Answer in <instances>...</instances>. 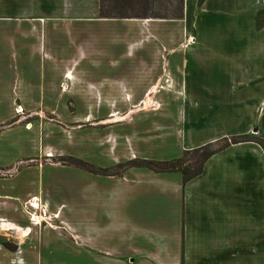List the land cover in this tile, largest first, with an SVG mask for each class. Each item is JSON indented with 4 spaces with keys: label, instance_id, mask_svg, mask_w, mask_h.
Segmentation results:
<instances>
[{
    "label": "crops",
    "instance_id": "0c3cea01",
    "mask_svg": "<svg viewBox=\"0 0 264 264\" xmlns=\"http://www.w3.org/2000/svg\"><path fill=\"white\" fill-rule=\"evenodd\" d=\"M34 4L35 15H0V237H24L0 244V264H264V0H184L181 18ZM231 138L186 182L132 163ZM66 155L83 165L43 162ZM41 211L81 247L40 215L39 235Z\"/></svg>",
    "mask_w": 264,
    "mask_h": 264
},
{
    "label": "rangeland",
    "instance_id": "374dc122",
    "mask_svg": "<svg viewBox=\"0 0 264 264\" xmlns=\"http://www.w3.org/2000/svg\"><path fill=\"white\" fill-rule=\"evenodd\" d=\"M152 2V3H151ZM121 7L120 9H114V12H124L129 16H136V18H149V17H142L147 13H166L170 16L174 15L177 13V9H176V1L175 0H151L146 1V0H122L121 1ZM200 3V2H199ZM39 5H35L34 4V0H0V15H3L4 12L5 13H13V11H20L22 13H25L27 15H35L38 14L39 12ZM189 15H188V22H189V38L190 37H194V32H195V25H194V19H195V7L194 5H191L189 8ZM21 15V14H20ZM153 18V17H152ZM135 74H124L123 76V86L127 87L128 85H130L131 79ZM141 74H138V76ZM172 76V74H170ZM81 77V75H80ZM157 78V82L156 85L158 86H162L164 81H168V74H157L156 76ZM54 85V84H53ZM71 86L70 81L67 80V77H62V79L60 80L58 87H59V92H61L60 95L62 96H66V91L68 90V88ZM77 88H82V83L81 81H79V85H77ZM50 90V91H49ZM48 91L51 93H48V97L50 102L53 103H57L58 102V94L55 93V91L53 89H49ZM97 98H99V95H96ZM67 100L65 99L63 102H65L68 107L70 108V110H73V103L74 100L73 98H71L70 96L66 97ZM107 98L110 99V96L107 95ZM59 100H60V96H59ZM76 102V100H75ZM44 118H54L57 119L55 115H53V112L51 111V115L49 113L44 112ZM77 125V124H76ZM232 139V138H231ZM226 141V140H225ZM225 141L219 142V143H215L210 145L209 147L211 148H216L220 145H222ZM202 153V151L200 152H196V153H191L187 156L186 162L188 160V162L192 161L194 162L195 160L199 159V155ZM43 162H55V163H61V164H75V165H83L82 161L71 157V156H60V157H43ZM116 169H111L110 171H115ZM44 210V209H43ZM43 214H45V211H42ZM3 214L6 217H11L7 212H3ZM47 215H50L49 213H47ZM46 216V215H44ZM51 218H49L50 220ZM37 223V229H38V234L40 235V231L47 227L48 224L46 223V221L49 223V226H52V228H54L57 232L56 235H68L70 237H72L73 243L75 244V246L77 247H81V235L79 233H77V230L73 229L71 227L70 223H66V222H62L59 221L57 222H49L48 219L45 221H38L37 219H32ZM9 225H6V223H2L1 227H8ZM24 232V231H23ZM2 233V232H1ZM26 233V232H25ZM23 233V234H25ZM6 234V233H5ZM7 234H10L7 232ZM22 234V233H21ZM15 236L14 240H5L4 238L0 237V244L4 245L5 247H7L8 249H15L18 247L17 242H21L22 239H24L23 236L17 235L16 233L13 234ZM40 240V239H39ZM24 241V240H23ZM22 241V242H23ZM80 258H78V256H75L76 258V263L77 262H81V256H79ZM23 259L24 256L22 257ZM27 261H28V257H27ZM13 262H15V258L13 259ZM52 263V262H51ZM50 263V264H51ZM66 263V262H63Z\"/></svg>",
    "mask_w": 264,
    "mask_h": 264
},
{
    "label": "trees",
    "instance_id": "16d2710c",
    "mask_svg": "<svg viewBox=\"0 0 264 264\" xmlns=\"http://www.w3.org/2000/svg\"><path fill=\"white\" fill-rule=\"evenodd\" d=\"M122 0H99V9L98 15L100 17H136V16H129L124 12H114V9H120ZM151 1V0H146ZM176 1V9L177 13L170 16L166 13H154L150 12L145 14L142 17H153V18H181L183 16V5L184 0H175ZM152 3V2H151ZM245 137H242L244 139ZM237 141V138H232L230 140H226L222 145L216 148H210L209 145L184 151L183 155L179 158L167 161H154V160H142L138 162H132L133 164H143L153 169L159 171H172V170H180L183 175V181L186 182L189 179L198 175L203 168V164L206 159L214 153L217 149L226 146L230 142ZM257 142L261 145L264 150V139H258ZM202 153L199 155V159L195 160L194 162L190 161L186 162L187 156L191 153L200 152Z\"/></svg>",
    "mask_w": 264,
    "mask_h": 264
},
{
    "label": "bare ground",
    "instance_id": "6f19581e",
    "mask_svg": "<svg viewBox=\"0 0 264 264\" xmlns=\"http://www.w3.org/2000/svg\"><path fill=\"white\" fill-rule=\"evenodd\" d=\"M19 111H20V109H19ZM34 206H38V204L36 203V201H34ZM39 215L41 216V217H43L44 219H49V218H51V216L50 215H47V213H45V214H43L42 213V211H41V213H39V214H33V217H31L32 219H37L38 220V218H39ZM44 215H46V216H44ZM26 231H24V232H21L22 234L23 233H25Z\"/></svg>",
    "mask_w": 264,
    "mask_h": 264
},
{
    "label": "built area",
    "instance_id": "2783aa9c",
    "mask_svg": "<svg viewBox=\"0 0 264 264\" xmlns=\"http://www.w3.org/2000/svg\"><path fill=\"white\" fill-rule=\"evenodd\" d=\"M20 111H22V110L20 109ZM32 199H33V201H32V202H30V205L34 206V204H33V203H34V201H35V197H33ZM31 217H33V214H31Z\"/></svg>",
    "mask_w": 264,
    "mask_h": 264
}]
</instances>
